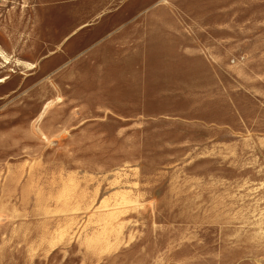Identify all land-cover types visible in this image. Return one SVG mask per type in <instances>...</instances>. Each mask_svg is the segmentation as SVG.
<instances>
[{
    "label": "rangeland",
    "instance_id": "obj_1",
    "mask_svg": "<svg viewBox=\"0 0 264 264\" xmlns=\"http://www.w3.org/2000/svg\"><path fill=\"white\" fill-rule=\"evenodd\" d=\"M0 264H264V0H0Z\"/></svg>",
    "mask_w": 264,
    "mask_h": 264
}]
</instances>
